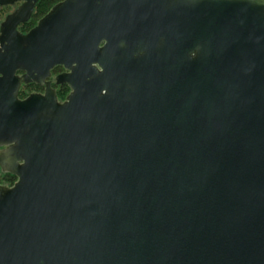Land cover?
Segmentation results:
<instances>
[{"label":"water","instance_id":"1","mask_svg":"<svg viewBox=\"0 0 264 264\" xmlns=\"http://www.w3.org/2000/svg\"><path fill=\"white\" fill-rule=\"evenodd\" d=\"M37 2L0 0V264H264V0H59L20 31Z\"/></svg>","mask_w":264,"mask_h":264},{"label":"flooded vegetation","instance_id":"2","mask_svg":"<svg viewBox=\"0 0 264 264\" xmlns=\"http://www.w3.org/2000/svg\"><path fill=\"white\" fill-rule=\"evenodd\" d=\"M18 4L19 3H16L15 5H12L11 7H13V9H14ZM26 31H24V32H26ZM61 72H64V68L62 66L54 67L51 71V77L49 78V81H50V86L55 90L57 99L62 101L65 99V97L68 94V92L70 91V89L67 86V84H65V83H56L55 77L57 74H59ZM22 87L27 88L24 91L25 94L20 93ZM31 92H41V93L44 92V85H39L35 82L21 83L20 88H19V93H18L20 98H24L25 96H27ZM20 94H21V96H20ZM15 180H16V177L14 175L7 173V172H3V171H1V168H0V183L11 185Z\"/></svg>","mask_w":264,"mask_h":264},{"label":"trees","instance_id":"3","mask_svg":"<svg viewBox=\"0 0 264 264\" xmlns=\"http://www.w3.org/2000/svg\"><path fill=\"white\" fill-rule=\"evenodd\" d=\"M58 1L59 0H38V2L36 3V5L34 7L33 14L29 18V20L27 22L19 25L18 29L20 31L24 32V31L28 30L29 28H31L32 26H34L36 21L41 16H43L53 4H55ZM22 93H24V92H22Z\"/></svg>","mask_w":264,"mask_h":264},{"label":"rangeland","instance_id":"4","mask_svg":"<svg viewBox=\"0 0 264 264\" xmlns=\"http://www.w3.org/2000/svg\"><path fill=\"white\" fill-rule=\"evenodd\" d=\"M12 10H13V7H11V6H5V7L0 8V20H2V19L4 18V16H5L7 13H9L10 11H12ZM26 89H27V88L22 87L20 93H21V94H25L24 91H25ZM22 92H24V93H22ZM21 94H20V96H21Z\"/></svg>","mask_w":264,"mask_h":264}]
</instances>
